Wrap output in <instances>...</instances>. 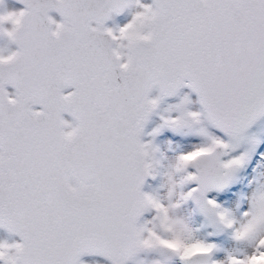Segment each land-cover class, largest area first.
Segmentation results:
<instances>
[{"label":"snow or ice","instance_id":"obj_1","mask_svg":"<svg viewBox=\"0 0 264 264\" xmlns=\"http://www.w3.org/2000/svg\"><path fill=\"white\" fill-rule=\"evenodd\" d=\"M0 264H264V0H0Z\"/></svg>","mask_w":264,"mask_h":264},{"label":"rangeland","instance_id":"obj_2","mask_svg":"<svg viewBox=\"0 0 264 264\" xmlns=\"http://www.w3.org/2000/svg\"><path fill=\"white\" fill-rule=\"evenodd\" d=\"M166 135H170V134H166ZM163 139V138H162Z\"/></svg>","mask_w":264,"mask_h":264}]
</instances>
